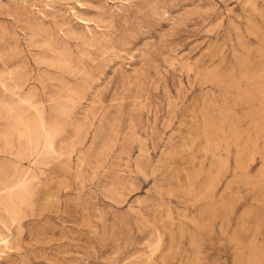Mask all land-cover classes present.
Segmentation results:
<instances>
[{
    "label": "rangeland",
    "instance_id": "obj_1",
    "mask_svg": "<svg viewBox=\"0 0 264 264\" xmlns=\"http://www.w3.org/2000/svg\"><path fill=\"white\" fill-rule=\"evenodd\" d=\"M0 264H264V0H0Z\"/></svg>",
    "mask_w": 264,
    "mask_h": 264
},
{
    "label": "bare ground",
    "instance_id": "obj_2",
    "mask_svg": "<svg viewBox=\"0 0 264 264\" xmlns=\"http://www.w3.org/2000/svg\"><path fill=\"white\" fill-rule=\"evenodd\" d=\"M88 20V19H87ZM86 22V21H85ZM21 184V183H20ZM23 185V184H22Z\"/></svg>",
    "mask_w": 264,
    "mask_h": 264
}]
</instances>
